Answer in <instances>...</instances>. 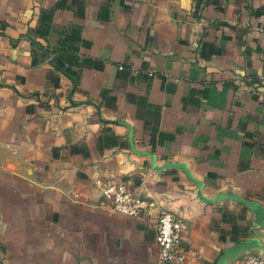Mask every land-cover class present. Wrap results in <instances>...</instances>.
I'll return each instance as SVG.
<instances>
[{
  "label": "crops",
  "instance_id": "1",
  "mask_svg": "<svg viewBox=\"0 0 264 264\" xmlns=\"http://www.w3.org/2000/svg\"><path fill=\"white\" fill-rule=\"evenodd\" d=\"M170 163L264 208V0H0V264H166L164 210L183 264L264 244L257 213ZM113 181L143 215L108 206Z\"/></svg>",
  "mask_w": 264,
  "mask_h": 264
},
{
  "label": "built area",
  "instance_id": "2",
  "mask_svg": "<svg viewBox=\"0 0 264 264\" xmlns=\"http://www.w3.org/2000/svg\"><path fill=\"white\" fill-rule=\"evenodd\" d=\"M50 62L56 67L53 57H50ZM101 190L108 206L124 216L139 217L148 208V203L130 192L123 183L108 182L102 185ZM187 229V223L176 214L167 210L160 213L155 231L162 263L183 264L186 261L182 242ZM245 264H264V257L251 255L246 259Z\"/></svg>",
  "mask_w": 264,
  "mask_h": 264
},
{
  "label": "water",
  "instance_id": "3",
  "mask_svg": "<svg viewBox=\"0 0 264 264\" xmlns=\"http://www.w3.org/2000/svg\"><path fill=\"white\" fill-rule=\"evenodd\" d=\"M51 62H53V61H51ZM74 92L75 91L72 92V96L74 95ZM72 104L74 106H81V105L94 106V107H96L98 109V112H99L98 114H99V117H100L101 121L106 122V123H112L113 122V121H104L103 118H102L100 107L97 104L93 103V102H90V101H84V102H80V103L72 102ZM151 163L153 165H155V159L152 156H151ZM169 168L182 169L187 174L188 178L198 185L199 196H200V199L202 201L207 202V203H219L222 200H230V201H233V202H236L238 204H241V205H244V206L248 207L250 210H252L255 213H257L259 215V217L264 221V208H262L258 203H255V202H252V201L244 199L241 195H239V194H237V193H235L233 191H227V192L220 193L214 199L207 198L204 195V192H203V184L199 180H197L196 178L193 177L192 173L190 172V170L188 169V167L186 165H183L181 163H170V164L164 165L163 167H160V168L156 167V169L160 170V171H162L164 169H169ZM252 249L264 250V244H261V243H259L257 241H254V240H247V241L240 242L235 247H233L232 249L227 251V253L225 255V258H224V263L226 264L227 260L229 259V257L232 254L238 253L240 251H246V250H252Z\"/></svg>",
  "mask_w": 264,
  "mask_h": 264
},
{
  "label": "trees",
  "instance_id": "4",
  "mask_svg": "<svg viewBox=\"0 0 264 264\" xmlns=\"http://www.w3.org/2000/svg\"><path fill=\"white\" fill-rule=\"evenodd\" d=\"M51 57H53V56H51ZM53 59L55 60L54 57H53ZM55 63H56V68H57V69H59V70H60L61 72H63L64 74L68 75L67 72H66V70H65L64 68L60 67V66L57 64L56 60H55Z\"/></svg>",
  "mask_w": 264,
  "mask_h": 264
}]
</instances>
